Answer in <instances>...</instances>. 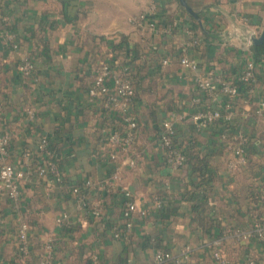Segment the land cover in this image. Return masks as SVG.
<instances>
[{
  "label": "crops",
  "instance_id": "0c3cea01",
  "mask_svg": "<svg viewBox=\"0 0 264 264\" xmlns=\"http://www.w3.org/2000/svg\"><path fill=\"white\" fill-rule=\"evenodd\" d=\"M186 2L200 20L179 0H0V85L3 127L10 136L9 162L32 174L21 185V202L8 198L1 202L0 264H37L52 239L55 264H92L94 258L100 264H152L160 250L175 259L187 256L182 264H217L215 242L230 258L241 259L235 253L240 243L229 230H249L252 222L246 214L242 223L235 222L227 213L244 212V189L264 177L260 168L264 119L255 117L264 101V85H259L252 102L242 92L230 121L237 136L250 133L255 138L254 171L245 166L243 171H232L229 163L236 160L232 146L237 137L229 147L224 123L199 128L193 120L206 106L217 108L227 98L219 91L215 101L203 98L194 79L197 75L238 79L247 61L253 60L252 47L249 51L246 46L248 29L264 30V0ZM154 4L158 12L148 16V22L155 21V29L147 22H134L148 15ZM125 38L127 43L120 47ZM183 58L197 61L198 72L185 68ZM25 59L34 65L31 76L20 70ZM104 62L128 65L139 82L155 86L153 91L139 89L134 107L142 123L133 151L137 166L121 168L119 179L114 176L116 164L100 156L104 153L100 134L110 114L100 99L89 94L96 69ZM256 68L263 79L264 67ZM167 120L176 124L179 140L195 141L202 158L214 165L217 175L211 195L214 217L219 219L216 226L193 224L192 204L183 196L193 185L189 170L180 174L170 168L158 148V130ZM43 137L50 138L62 158V183L37 174L44 162L38 151ZM73 188L81 189L92 206L102 207L103 219L81 207ZM123 188L148 214L136 213L128 239H115L113 228L125 224ZM61 217L64 223L58 222ZM20 219L30 226V253L17 257ZM242 244L250 247L258 264H264L261 246L250 240Z\"/></svg>",
  "mask_w": 264,
  "mask_h": 264
},
{
  "label": "built area",
  "instance_id": "2783aa9c",
  "mask_svg": "<svg viewBox=\"0 0 264 264\" xmlns=\"http://www.w3.org/2000/svg\"><path fill=\"white\" fill-rule=\"evenodd\" d=\"M158 12L157 6L154 4L150 7L148 15H141L135 19L136 23H148L150 29H155V21L148 22V16H154ZM247 23V19H243ZM261 33L258 29H248L247 31V47L251 51L249 38L252 36L258 37ZM11 38V37H10ZM164 65H168L169 62L165 61ZM181 64L194 72H198L199 63L189 58H183ZM22 74L25 76H31L34 70V65L31 60L25 59L23 65L20 67ZM257 74V68L252 59H249L245 65V68L241 75L237 79V83H243L248 86L246 92L249 97H254L257 93V89L253 86L255 84V78ZM197 91L202 96L210 97L214 101L218 98V91L227 98V101H222L217 108H210L206 106L201 111L193 115V120L199 128L213 126L218 121H232L235 113V104L233 100L241 93V88L236 82L224 80L220 76L214 78L202 77L197 75L194 79ZM89 94L92 98H99L102 102L104 109H112L118 113L124 114V120L126 122V129L124 132H118L116 130H103L102 143L107 148L106 161L111 164H116L115 179H119L121 168L130 167L135 168L137 162L131 154V147L136 139V129L138 121L136 116L131 111V103L136 95L134 86L130 79V72L128 69H124L121 73L116 74L113 72L111 64L105 62L100 65L96 70L93 84L89 89ZM2 105L0 103V201L4 198H8L12 202L18 204L22 199L21 185L23 182L31 180L32 174L25 170H18L9 162L10 158V136L5 133L3 127L2 117ZM256 118L259 120L264 119V101L259 103V107L255 112ZM31 115H33L31 113ZM164 132L158 148L165 157L166 164L173 170L180 169L185 163L186 157L178 146L174 144V139L177 137V127L173 121L167 120L164 123ZM248 148V140L244 135L237 136V145L232 146V152L236 157L235 162L229 163V168L232 171H236L237 167L245 166L247 163L246 150ZM38 151L44 155L43 164L37 169L39 177H45L53 175V180L57 183L62 182V173L60 171V159L54 158L53 153L49 147V141L47 138H42L38 145ZM122 162V166L119 163ZM88 187L92 185L91 182L86 183ZM73 193L79 196V203L81 207H86L87 203L84 196L81 194L79 188H73ZM124 195L126 197L125 207L123 209V217L125 219V232L118 230L117 227L113 229V235L115 239H128V235L133 229L132 217L139 213L141 216H147L148 212L144 209H140L138 204L133 200L134 196L132 192L123 188ZM160 206V205H159ZM93 216L96 219H103V209L99 206H94L92 211ZM0 219V223H1ZM65 217H61L58 222L64 223ZM229 233L233 235L236 241H248L251 237H256L260 242L264 243V217L262 221L254 226L253 229L244 230L233 228L229 230ZM18 251L23 256H27L30 253V226L26 219H20L18 229ZM55 240L48 241L44 247L43 252L37 264H52L55 256L54 252ZM221 247L220 242H215V248H213V257L217 264H230L229 260L222 256L219 251ZM188 260L186 256L184 258ZM184 259H175L172 253L160 250L156 253L154 262L152 264H182ZM93 264H100L99 259L94 258ZM247 264H258L257 261L249 259Z\"/></svg>",
  "mask_w": 264,
  "mask_h": 264
},
{
  "label": "trees",
  "instance_id": "16d2710c",
  "mask_svg": "<svg viewBox=\"0 0 264 264\" xmlns=\"http://www.w3.org/2000/svg\"><path fill=\"white\" fill-rule=\"evenodd\" d=\"M193 23L197 24L194 20H193ZM126 43H127V40L125 38V39L121 40L119 45L121 47L122 45H124ZM15 48H17V47L15 46ZM252 52H253V61H254L255 65L256 66L260 65L261 67H264V42L260 45L253 46ZM99 67L100 66H98V68ZM111 67H112L113 72L116 74L121 73L125 68L129 70L130 79L132 81V84L134 86V90L136 93V95H135V97L131 103V111L136 116L137 121H138V126H137V129L135 131L136 139H135L134 144L132 145L131 151H130L131 154L133 155L134 147L137 143L139 131H140L141 126H142V123H141L139 117L137 116V114L134 111L136 101L139 99V89L141 90L145 87V89L153 91L155 86H152V85L145 86L144 84H142V82H139L136 73H134L135 70L128 65L123 66L120 64L119 65L112 64ZM220 77H222L224 80L231 81L230 79H228L229 77H226L224 75L220 76ZM232 81L236 82V84H238L241 88V93L239 94L238 97H236L233 100V103L236 105L237 99L239 97H241V95H243L242 92H244V96L248 97V99H249V94L246 92V90H248L247 89L248 86L244 85L243 83H237V79L236 80L233 79ZM92 84H93V82L91 83V86H92ZM259 85L260 86L264 85V77H263V79H261L256 74L255 84L253 86L257 89V91H258ZM91 86H90V88H91ZM256 94L257 93H255V96H256ZM1 95H2V89H1V85H0V103H1L2 108H3V111H2V117H3L4 103L2 101ZM200 96H202V94H200ZM254 97H252L250 102H252ZM94 99H99V98H94ZM105 110L107 113L110 114L109 119H113V116L115 117V119H113V121L108 119L109 122L105 126H103L104 128L102 129L101 134H100L101 140L103 138V135H102L103 130H116L118 132H124L126 129V122L124 120V114H122V113L117 114V112L112 111V109H105ZM255 117H256V114H255ZM221 122L224 123V126H225V133H224V136H226L225 142L229 143L228 145L230 147L231 145L235 144V137H237L236 134H238L236 132L237 129L235 126L233 127L230 122H226V121H218L214 125H217ZM158 132L159 133L157 134V143L160 144L162 134L164 132V124L161 126V128H160V130H158ZM177 136H178V131H177ZM244 136L248 140V148L246 150L247 163H246L245 167H249L248 170L254 171L253 169H254L255 165L252 164L253 159L251 156V154H252L251 152L253 149H251V144L254 142L255 138L250 133H249V135L246 134ZM43 138L48 139L50 150L53 153L54 158L56 157V158L60 159V166H61L62 158L59 155V153L56 152V150L51 146L50 138L49 137H43ZM221 142H222V144L225 143L223 141H221ZM174 144L180 148V150L184 153V155L186 157L185 163L183 164V166L180 169H178L179 173L183 174L187 168L189 170V175H191V177L193 179L192 188L189 189L187 192H185V194L183 195L184 198L192 204V209H193V212L195 214L193 224L198 228H205L206 225H208L209 227H212L213 224L216 226V222L219 224V219H217V214H216V218L214 217L215 215H214V211L212 208L214 201L212 199L211 194L214 190V183L216 181L217 172L215 171L213 163H211V161H209L207 159V157L202 158L201 151H200V149L197 148L195 141L190 140L187 142H183V141L179 140L178 137H176L174 139ZM107 152H108L107 148L104 147V153H101V155H100L101 158H103L105 161H106V157H107ZM243 167L244 166L237 167L236 170L240 169V171H243L242 170ZM260 168L262 170H264V166L263 167L260 166ZM48 176H50L52 179L54 177L53 175H48ZM60 183H62V182H60ZM80 191H81V194L83 195V192L81 189H80ZM244 192L246 195L245 199H244L245 203H246V210L244 212H241V211L236 212L235 211L234 213L229 211L227 213V215L229 217H231L233 221L238 222V223H242V220L244 221L243 215L246 214V216H248L249 219L251 220L250 222H252L249 227L251 229H253L254 226L256 224L260 223L264 217V177L259 178V181L257 180V181H254L253 183H250L249 186L246 189H244ZM85 201H86V199H85ZM1 202L2 201H0V205H1ZM86 203H87L86 209H87L88 213L90 214V216H93L92 211H93L94 206H92L90 204V202L86 201ZM1 218H2V214L0 213V219ZM117 228H118V230L123 231V234L126 233L124 230L125 225L117 226ZM238 229H243V228H238ZM1 233H2V231H1V226H0V236H1ZM249 240L257 243L259 246H261V248H262L261 250L264 251V243L260 242L256 237H251ZM242 242H244V241L239 242L240 243L239 247L235 248L236 249L235 253L241 255V256H239V257H241V259L238 261H235L236 259H238V257L236 259H234L233 257L230 258V256L227 255V253L224 251L223 246L219 247L220 248L219 251L221 252L222 256H224L226 259L229 260L230 264H247L249 259H253V260L257 261V263H258V260L250 252V247H249V249L247 247L245 248V245L242 244ZM213 248H215L214 245H213ZM54 252H55V256H54V260H53L52 264H55V258H56V246H55V244H54ZM18 254L19 255L17 257L23 256V255H21V253L19 251H18ZM93 260H92V264H93Z\"/></svg>",
  "mask_w": 264,
  "mask_h": 264
},
{
  "label": "water",
  "instance_id": "95a60500",
  "mask_svg": "<svg viewBox=\"0 0 264 264\" xmlns=\"http://www.w3.org/2000/svg\"><path fill=\"white\" fill-rule=\"evenodd\" d=\"M183 8L195 19L200 20L199 14L196 13L186 2V0H179ZM250 45L251 46H257L264 42V30L261 32V34L258 37L252 36L249 38Z\"/></svg>",
  "mask_w": 264,
  "mask_h": 264
}]
</instances>
